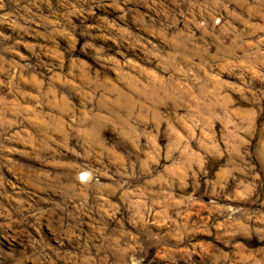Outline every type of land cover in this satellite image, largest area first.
<instances>
[{
	"label": "rangeland",
	"instance_id": "374dc122",
	"mask_svg": "<svg viewBox=\"0 0 264 264\" xmlns=\"http://www.w3.org/2000/svg\"><path fill=\"white\" fill-rule=\"evenodd\" d=\"M0 264H264V0H0Z\"/></svg>",
	"mask_w": 264,
	"mask_h": 264
}]
</instances>
